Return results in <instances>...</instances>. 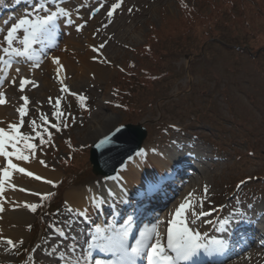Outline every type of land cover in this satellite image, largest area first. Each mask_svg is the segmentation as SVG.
<instances>
[{
	"label": "rangeland",
	"instance_id": "1",
	"mask_svg": "<svg viewBox=\"0 0 264 264\" xmlns=\"http://www.w3.org/2000/svg\"><path fill=\"white\" fill-rule=\"evenodd\" d=\"M63 1L66 3V7L67 4L73 9L77 7L75 5L77 0H45V7L50 6L52 9L54 6L58 5L62 7V4L59 2ZM210 1V5L223 7L226 16L224 21L225 24L218 25L213 31L217 36L223 35L224 39L227 41L231 39V33L237 31L235 36L237 38H242L246 46L241 45V48L236 46L237 50L241 49L239 50L241 54L235 53L231 48L228 51H223L219 46L212 47L210 49L211 51L207 52L210 48L208 47L209 43L201 44V37H196L194 43L199 45L196 52L199 54V58L196 57L197 60L195 58L196 61L193 62V56L189 55L186 58H180L179 61L174 60L172 63L173 67L177 70L180 68L179 71L183 72L185 68H188V64L192 62L191 71L193 78L189 76L188 72L184 73L182 79L175 85L172 84L168 92L165 93V95L167 94L168 96L167 99L177 102V105L173 106L176 107V110L173 112L175 113L174 117H178H173L172 120H168L166 123L168 125L166 131L168 136H166L165 139L158 138V132H156L152 137L145 138L141 149L137 153L143 149L144 145H153L157 149H163L166 146H170L172 140L179 139L180 136H183L182 141L197 143L199 146H195V150L202 146L205 151L211 153L214 149L216 155L218 154L219 157L215 155L216 162L212 166L213 170H208L206 168L208 172L204 173V175L200 174L201 177L200 175L198 176V178L202 179V185L198 187V189L192 190L194 205L196 204V200L200 202L199 204L201 207L210 203L214 204L217 201L221 202V204L225 203V201L233 202L235 205L238 204L241 206H245V202L247 205L260 204L261 207L258 209L260 212V210L264 211V193L258 194V192H254L250 197H238L237 194L233 193L225 199L223 198V193L225 192V184L227 181H230L233 176V168L229 169V167L232 165V161L235 162L236 160V150L245 152L247 145L256 143L259 146L257 152L258 157L255 161L251 160L252 166L247 169V175L254 176L256 179L264 178V38L259 34L254 35V32H251L252 34H246L249 30L245 32L241 25L247 18L245 16L244 19L239 21V14H241V11L240 7L237 5L238 0ZM36 2L37 0H16V2H11L9 4L8 9L0 13V41H3L4 35L11 24L15 23L16 20L22 17L27 11H31L32 6ZM107 2L102 12L103 14L107 13L111 5L117 3L118 0H107ZM180 2L181 0H140L139 2L136 0H122L121 7L116 9L112 16L113 22L117 24V26L120 24L121 28H119V36H111L115 42L106 45L107 52L110 53L107 57L110 64L105 69L107 73L106 77L96 84H85L84 89H81L79 86L78 89L74 87L70 88L65 83H62V85L55 88L54 93L51 95L44 94L45 84L43 82L46 81V78L39 73H33L34 67H40L39 71L42 70V66L46 65L49 68L57 67V64L53 63L52 59L56 54H63L65 56L64 59L67 60L68 64L70 63L68 59L69 46L67 43L65 44L64 37L69 40V37H71L73 33L69 31L70 34L66 36V27L64 26V28H62L64 33H59L61 36L59 35V39L57 38L54 40V44L50 39L54 34L51 33L46 37H42L39 42L32 45V52L34 54L33 61L13 58L12 67L7 69L5 73H0V93H3V99H5V101H7V99L12 100L18 98L16 106L19 105V108L24 106V100L21 99V96L27 97L29 100L26 106L28 115L23 118L24 125L20 129L21 133L30 137H36L37 133L48 135V129L52 131L49 126H51L53 122H58L60 126L63 125L62 127H64V130L62 133H59L57 137L55 136L52 138L51 136L50 139H45L43 137V144H41L39 138L30 139V141L38 146L35 152L38 153L40 160L45 162L47 165L46 168L60 175L58 182L66 176L71 178L62 188V194L58 195L60 200L59 203L55 204V207L58 206L56 211H46V208H44V210H41L42 212L36 210V212L33 213L28 209L26 210L28 219L23 227V236L20 239L23 241V244L17 243V246L20 247L15 250H6L7 245H0V264H75L76 260H79L81 264H95V260L97 259L101 261L109 260V258L95 255L93 252V254L90 253V255H87L81 251L82 248L88 247L86 244L83 245V240L85 238L91 239L94 236L95 229H93V227L96 225L95 223H97V220L101 216L106 215L104 210L109 208L99 209L95 203L89 202L88 209H84V212H87V217H83V214H81V217L75 215L69 216L64 207L63 195L69 188H86L91 184H97L100 177H96L92 174L88 161L89 147L98 142L101 138L98 137L96 139L98 125H94L99 118H110L112 120V127L109 132H111L120 127V125L125 124V120H128L125 109L114 110V107H112L117 95L116 88H118L117 85L124 71L123 69L127 68L130 62H136L135 64L140 66L137 60L138 57L129 51L127 52V48L130 46L137 48V50H141L146 43H149L151 36L149 32L151 27H169V22H163L162 20L164 17L173 19L179 16L178 6ZM252 2V0H247L243 5L239 4L244 9L245 4L253 5ZM254 2L259 4L257 10L262 13V17V15H264V0H254ZM66 7L64 8L69 11ZM95 9L96 8L90 11L82 9L81 11H83L85 18L91 19L89 18L90 15H92V18L97 17L96 12H94ZM129 9H131V12ZM72 20L73 22L76 21L73 15ZM5 21L9 23L5 24ZM57 21H59L57 23L60 25L68 24L65 18H59ZM127 21L129 24L125 27L122 22ZM238 21L240 22L239 25ZM251 21L252 20H250V23ZM257 22L259 23L260 21ZM90 27L89 25L84 27L85 31ZM55 29L59 28L55 27ZM166 29L169 30V28ZM162 30H164V28H162ZM18 35L22 38V33H18ZM77 39L81 40L79 36ZM14 46H18V41ZM214 46L216 45L214 44ZM0 47L3 46L0 45ZM204 48L205 55L203 56L200 50H204ZM216 49L220 50L218 54H215ZM257 50H259V53ZM250 51L252 53L254 51L257 52L258 56H256V59H251L248 56V54L251 53ZM162 54L166 55V51H163ZM261 54L262 56H260ZM0 56H4L2 51H0ZM58 58L60 67L67 65V62L65 63L62 56ZM5 59H7V57H5ZM34 64H38V66H34ZM4 68V64L0 62V69ZM17 68L20 69L19 72L16 71ZM5 76L7 77L6 79L4 78ZM13 77H15V84L11 83ZM53 77L52 74V78ZM22 78L31 81V83L25 86L23 92L19 90V82ZM33 84L35 86H33ZM13 86L17 87V96L12 94L11 89ZM65 86L69 90L68 92H63L61 90L62 87ZM188 92L192 94V96L189 95ZM209 94L211 98L207 99ZM184 95H186V98ZM81 96L86 99H83L84 103H78L81 106L79 107L77 99ZM57 98L60 99L59 110L56 108ZM136 99L139 103L143 102L138 96H136ZM167 99L164 101H167ZM164 101L158 100L154 102L153 109L148 110L142 120L137 123L131 122L129 124H138L145 129H151V126H154L158 118L162 114L164 116V110H162ZM179 106L181 109H178ZM193 110L200 111V114H194L195 117L192 114L189 115V112ZM58 111L64 113L59 120L53 115V113ZM210 114L222 115L228 118L229 121L234 118L233 121L239 125L244 132V141L246 140L244 145L236 143L235 150L224 148L223 155L218 153L215 144L209 140L211 138H216L214 133H212L214 129L212 125L210 126L205 121V123L203 122V116ZM42 116L47 117V125L43 123ZM169 117L171 116L169 115ZM61 119L62 122H60ZM18 120L19 113L17 110L13 112L6 111L0 116V128L7 129L9 123H17ZM33 120L36 122V132H33L30 126V121ZM210 122L212 124L216 123L212 120H210ZM222 123L225 124V127L231 129L229 123ZM65 124L67 127L64 126ZM195 126L198 128H194ZM45 129H47L46 132ZM223 139L222 137L220 142ZM88 169L87 176L81 178V174ZM121 169L122 168L119 170ZM12 185H15V188H13ZM25 186L32 189L36 187V183L34 181H29L22 174L14 172L10 182L5 183L3 194H0V207L4 208V211L1 212L3 215L10 212V210H15V203L12 201L19 199L21 194L17 196L14 191L16 188H25ZM259 187L264 189V182H259L258 188ZM199 188L201 192H199ZM205 188H207L206 193L204 191ZM54 189L55 187L52 185L47 189L46 193H53ZM151 192V197L158 193ZM34 197L33 200L28 202L37 203L38 205L43 203L40 195ZM157 217V215H153L150 220L156 222L160 219V217ZM29 225L31 226L30 230L28 228ZM69 225H72V227L70 228ZM145 225L149 228L151 227V224L146 223ZM34 227H37L36 230ZM158 228L161 229L160 231L165 232V226L160 224ZM61 232H63V234H61ZM13 240L17 241L15 239ZM251 245L248 246V252H250L253 247L260 249L262 246L261 244ZM85 250H87V248ZM20 252H25L23 258L19 255ZM62 253L66 254L64 261L59 263L55 262L53 259L54 256H61ZM255 255L257 256V264H264V257L261 256L262 251L261 253L256 252ZM142 261L147 264L145 259H142ZM221 263L222 262H219L217 264Z\"/></svg>",
	"mask_w": 264,
	"mask_h": 264
},
{
	"label": "bare ground",
	"instance_id": "2",
	"mask_svg": "<svg viewBox=\"0 0 264 264\" xmlns=\"http://www.w3.org/2000/svg\"><path fill=\"white\" fill-rule=\"evenodd\" d=\"M136 1L139 2L140 0ZM59 3L62 4V7H66L64 1ZM107 3V0H77L75 2L77 6L75 9L67 4L66 8L72 13L76 21L72 25H60L57 23L59 21H57L55 27L59 29H55L52 32L54 35L50 39L54 44V40L60 35L59 33H64L62 29L64 27H66V36L70 34L69 31L73 33L74 36L71 34L72 36L70 35L69 40L64 37L65 44L67 43L69 46L68 59L70 63L68 64L67 60L64 59L65 56L63 54H56L55 57H63L65 63L67 62L66 66L60 67L57 65L58 68L56 66L49 68L46 65L41 67V71H39L40 67L33 68V73H39L46 78V81L43 82L45 84L44 94L51 95L54 93L55 88L62 85V83H65L70 88L74 87L78 89L79 86L81 89H84L85 84H96L106 77L107 73L105 69L110 64L107 58L110 53L107 52L106 45L115 42L111 36H119V28H121L120 24L117 26L113 22L112 17L109 18L107 16V13H102ZM101 4H103V7H101ZM81 5L86 6L81 7ZM57 7L60 6H54L52 10ZM77 8H79L78 13L76 12ZM94 8L100 9L96 12L98 18H85L81 10L90 11ZM76 24H83L84 27L89 25L91 27L87 31H85L84 27L80 31H77ZM122 24L127 27L129 23L127 21L122 22ZM156 28L154 27L153 30ZM78 36L81 40L77 39ZM102 44L104 47L101 48L100 45ZM94 49H98V51H94ZM132 50H137V48L128 46L127 52L132 53ZM11 91L13 95L17 96V87L13 86ZM17 99H7L4 104H0V116L6 111L13 112L17 110L19 106H16ZM111 122L110 118L97 119L94 125H98L96 139L108 134L112 127ZM182 137L173 139L172 144L163 149H157L153 145H144L143 149L139 153L134 154L115 175L109 178L100 177L97 184H91L86 188L67 189L63 195L64 204L67 201L73 208L77 210L82 209L83 212L84 209H88L89 202L95 203L99 209L109 208L104 210L107 216H101L93 229H96L97 226L102 230L119 229L127 226L129 218H131L128 243L133 244L140 230L146 228L142 226V222L148 221V224H151V226L155 224L157 228L160 224L165 226V232L160 231L161 229L158 228V231L162 235H165L167 221L172 219L176 208L181 203L190 201L197 212L203 210L210 212L211 215L196 219L193 224L191 221L195 218L191 216L189 211L187 215L188 226L199 231L205 242L212 239L225 242L222 254L208 257L201 253L199 264H217L219 262H222L221 264H257L256 252L261 253L262 251L261 256L264 257V211L260 210L259 212L258 210L261 205H247L244 202L245 206H241L235 205L233 202L225 201V203L221 204V202L217 201L214 204L210 203L201 207L198 200L195 201L196 204L194 205L192 190L198 189L202 185V179L198 178V176L200 174L204 175L208 170H213L212 166L216 162L217 155L214 149L210 153L205 151L202 146L195 150V146L199 145L191 141H182ZM29 142L31 143V141ZM24 154L30 156L28 163L16 160H13V162L24 167L26 171H31L45 179L58 182L60 175L42 165L37 152H35L34 157L28 150H25ZM2 166L3 158L0 157V167ZM25 177L31 182L34 181L36 187L31 189L25 186L24 189L29 190L28 192H22L19 190L20 188H16L14 193L17 196L21 194V197L12 201L15 203V210H10V212L4 215L0 212V234L5 238H13L17 241L22 238L23 227L28 219L27 209L24 207V204L33 200L34 196H39L30 193L44 194L52 186V184L44 183L43 180L38 181L32 177ZM109 191L113 195H109ZM151 191L158 193L151 197ZM214 209L215 211H213ZM240 212L245 214L243 218L230 215ZM154 213H157L161 220L159 219L156 222L150 220ZM224 218H230L231 222L225 230L219 231V224L216 221L223 220ZM161 221L163 223H160ZM209 221L212 222L209 223ZM93 237L83 240V245L86 244V240L90 241V243L86 244L88 245L86 247L87 250L90 253H95V255L109 258L108 261L113 260L114 257L111 254L99 252L92 246L91 241ZM251 244H261L262 246L260 249L253 247L248 252V246ZM65 258L66 254L62 253L61 256H54L53 259L59 263L64 261ZM137 264H145V262L140 259Z\"/></svg>",
	"mask_w": 264,
	"mask_h": 264
},
{
	"label": "trees",
	"instance_id": "3",
	"mask_svg": "<svg viewBox=\"0 0 264 264\" xmlns=\"http://www.w3.org/2000/svg\"><path fill=\"white\" fill-rule=\"evenodd\" d=\"M10 1L12 0H0V13L9 7L8 5ZM245 1L247 0H238L237 2V5L240 7L241 11V14H239V21L244 19L245 16L247 18L246 21L242 22L241 26L244 28L245 32L249 30V32L246 34H252L251 32H254V35L259 34L263 36L262 38H264V15L261 17L262 13L257 10L259 4L252 0L253 5L245 4V8L243 9L240 4L243 5ZM210 2V0H181L178 6L180 13L179 16H176L173 19L164 17L162 20L163 22H169L168 24L170 26H162L154 30L151 27L149 32L151 35H149V43H146L144 48L141 50H132L133 55L138 57L137 60L140 63V66H137L135 64L136 62H130L127 68H122L124 71L122 72V76L118 82V88H116V99L112 105L114 110L125 109V113L128 117V120L126 119L124 122L125 124H129L131 122L137 123L138 121L142 120V118L147 114L146 112L148 110L153 109L155 104L154 102L158 100L164 101L167 99L168 96L167 94L165 95V93L168 92L172 84L175 85L179 80L182 79L184 73L188 72L189 76L192 77V62L188 64V68H185L183 72L179 71L180 68L177 70L175 67H173L172 63L174 60L179 61L180 58H186L189 55L193 56V62L199 58V54L196 53L199 45L194 43L196 37H201V44L209 43L208 47L210 48L207 52L211 51L210 49L212 47L219 46L223 51H228L231 48L235 53L241 54L239 51L241 49L237 50L236 46L241 48V45L246 46V43L242 41V38H237L235 36L237 31L231 33V39H229V41L225 40L223 35L217 36V34L213 31L216 27H218V25L225 24L224 21L226 16L223 7H215L210 5ZM250 20H252L251 23ZM239 21L238 25L240 23ZM257 21L260 22L258 23ZM162 28H164V30H162ZM166 28H169V30ZM214 44L216 46H214ZM163 51H166V55L162 54ZM219 51L220 50L216 49L215 54H218ZM258 51L259 50H257V52ZM257 52H251L248 54V56L251 59H256V56H258ZM200 53L204 56L205 48L204 50L201 49ZM260 56H262V54ZM186 95H184L185 98ZM189 95L192 96L190 93ZM136 96L140 97L143 102H137ZM209 96L206 98H211L210 94ZM82 102L84 103V100L81 98L77 99V104ZM176 105L177 102L170 101L169 99L164 101V106L162 107V110H164V116L162 114L156 123H154V126H151V129L146 128L147 137H152V135H154L156 132H158V138L165 139L166 136H168V133L166 132L168 125L166 123L168 120H172L174 117L175 113L173 111L176 110V107L173 106ZM79 107L81 106L79 105ZM178 109H181V107L179 106ZM191 114L195 117V115L200 114V111L193 110L189 112V115ZM169 115L171 117H169ZM203 118V122L205 121L210 126L212 125L214 129L212 133H214L216 138H211L209 140L215 144L218 153L222 154L225 149L235 150L236 143L244 145V142L246 141H244V132L242 131V128L233 121L234 118L229 121L228 118L218 114L205 115ZM210 120L216 123L212 124ZM60 122H62V119ZM222 122L229 123L231 129L225 127V124ZM57 123L58 122H53L52 125ZM52 125L49 126L52 131L48 129V133H50L53 138L55 136L57 137L59 133H62L64 127H62L63 125L60 126V130L57 131V129L52 127ZM194 128L198 127L195 126ZM43 137L45 139H49L48 135L43 134ZM222 137L224 139L220 142ZM245 149V152L236 150V160L235 162L232 161V165L229 167V169L233 168V176L231 180L227 181L225 184V192L223 193V197L231 196L233 193L237 194L238 197H250L254 192H258V194L264 193L263 188H258L259 182H264V178H258L261 179L258 180L254 176L247 175V169L252 166L251 160L255 161V159L258 157L257 152L259 146L256 143L250 144L247 145V148ZM86 171L82 173L83 175L81 174V178L87 176L89 169ZM69 180H71V178L66 176L56 183L52 195L45 196V198L42 200L43 203L41 202L43 206L37 207V211L42 212L41 210H44V208H46V211H56L58 206L55 207V204L59 203L60 200L58 195L62 194V188ZM242 181L245 183L242 184ZM238 185L240 186L237 187ZM36 228L37 227H34L35 230ZM18 247L20 246H16V248ZM24 253L25 252H20L19 255H21V258L24 257Z\"/></svg>",
	"mask_w": 264,
	"mask_h": 264
},
{
	"label": "snow or ice",
	"instance_id": "4",
	"mask_svg": "<svg viewBox=\"0 0 264 264\" xmlns=\"http://www.w3.org/2000/svg\"><path fill=\"white\" fill-rule=\"evenodd\" d=\"M122 0H118L117 3L111 5V8L107 11V16L111 18L116 9L121 7ZM86 5H81L84 7ZM103 7V4H101ZM100 9L97 8L94 12H98ZM131 12V9H129ZM76 12H79V8L76 9ZM42 13V14H41ZM59 18H65L66 22L69 25H72L74 22L72 20V13L67 11L64 7H57L54 10L49 7H45V0H37V2L32 6L31 11H27L22 17L18 18L15 23L7 29L6 34L4 35L3 41H0V51L4 53V56H0V62L5 66L4 69H0V73H5L7 69L12 67L13 58L26 59L28 61H33L34 54L32 52V45L39 42L42 37L50 35L55 30L56 22ZM89 18H92L90 15ZM110 22V21H109ZM8 24V21L4 22ZM76 30L80 31L84 25L76 24ZM107 27V25H105ZM22 33V38L18 35ZM18 46H14L17 44ZM104 47V45H100ZM98 51V49H94ZM7 57V59H5ZM53 63L59 65V58L53 57ZM38 66V64H34ZM17 72L20 71L19 68L16 69ZM7 78L6 76L4 77ZM15 77H13L11 83L15 84ZM31 83L26 79H21L19 82V90L23 92L25 86ZM33 86H35L33 84ZM63 92H68L67 87H62ZM82 100L86 99L83 96L80 97ZM21 99L24 100V106H21L17 109L19 113V120L17 123H9L7 129L0 128V157L3 158L4 165L0 167V194L4 192V185L6 182H10L12 174L22 173L25 176L32 177L35 180H43L44 183L52 184L53 187L56 186L54 181L45 179L39 175L34 174L31 171H26L22 166H19L16 161H24L28 163L30 161V156L24 154L25 150L30 151L32 156L35 155V150L38 147L34 143H30V139L39 138L41 144L44 143L43 135L37 133L36 137H30L21 133L20 129L24 125V117L28 115L27 105L29 100L27 97L21 96ZM6 101L3 99V93H0V104H4ZM51 102V98H50ZM60 99L56 100V108L59 110ZM53 115L60 119L64 115L63 112H55ZM43 123L48 124V119L46 116H42ZM30 126L33 129V132H36V122L30 121ZM67 127V125H64ZM57 131L60 130L59 123L52 125ZM47 129H45V132ZM116 132H119L120 129H115ZM49 139L51 134L48 133ZM111 143V137H105L96 145L97 147H104ZM40 163L47 166L43 160H40ZM245 183L244 181L241 182ZM238 185L237 187H239ZM15 188V185H12ZM22 192H28L29 190L20 188ZM205 193L207 188H205ZM33 195H40L41 200L45 196H51L52 193H30ZM109 195H113L109 191ZM191 195V194H190ZM187 200V198H186ZM42 207V204L37 203H25L24 207L29 211L35 213L37 207ZM69 216L75 215L81 217L83 210H77L73 208L67 201L64 205ZM4 208L0 207V212H3ZM191 213V216L194 217L191 223H195L196 219H200L204 216L211 215L210 212H205L203 210L197 212L195 207L190 201L181 203L175 210V214L172 219L167 221V230L166 234L162 235L157 228V225H152L150 228L146 227L140 230L138 237L135 238L133 244L128 243L129 236V227L131 223V218H129L128 225L119 229H101L99 226L95 229V235L91 241L92 246L99 252L111 254L114 257L110 261H101L95 260V264H137L140 259H145L147 264H199V257L201 253L205 256L212 257L214 255L222 254L225 248V242L221 240L212 239L205 242L199 231L194 230L188 226V213ZM215 211V209L213 210ZM233 217L243 218L244 213H232L230 214ZM83 217H87V212H83ZM212 221H209L211 223ZM230 218H224L223 220H218L216 223L219 224V231L225 230L230 224ZM160 223H163L161 221ZM71 228L72 225H69ZM29 230L31 226H28ZM63 234V232H61ZM17 243L23 244V241H14L11 238H5L0 234V245H7L6 250H15ZM85 243H90L86 240ZM82 253L90 255V252L85 249H81ZM75 264H81L79 260L75 261Z\"/></svg>",
	"mask_w": 264,
	"mask_h": 264
},
{
	"label": "water",
	"instance_id": "5",
	"mask_svg": "<svg viewBox=\"0 0 264 264\" xmlns=\"http://www.w3.org/2000/svg\"><path fill=\"white\" fill-rule=\"evenodd\" d=\"M98 142L89 147L88 161L91 172L96 177H111L137 153L145 140L146 129L138 124H123ZM105 137H111V143L104 147L96 145Z\"/></svg>",
	"mask_w": 264,
	"mask_h": 264
}]
</instances>
